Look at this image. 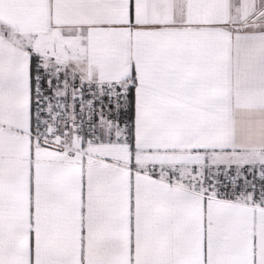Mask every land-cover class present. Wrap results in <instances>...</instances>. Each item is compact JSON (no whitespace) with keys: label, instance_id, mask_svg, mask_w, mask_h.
<instances>
[{"label":"snow or ice","instance_id":"snow-or-ice-1","mask_svg":"<svg viewBox=\"0 0 264 264\" xmlns=\"http://www.w3.org/2000/svg\"><path fill=\"white\" fill-rule=\"evenodd\" d=\"M0 264H264V0H0Z\"/></svg>","mask_w":264,"mask_h":264}]
</instances>
